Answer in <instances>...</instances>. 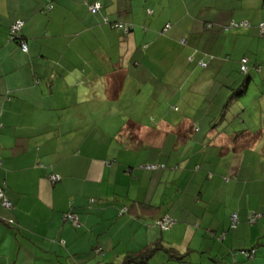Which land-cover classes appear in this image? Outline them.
<instances>
[{"label":"crops","instance_id":"1","mask_svg":"<svg viewBox=\"0 0 264 264\" xmlns=\"http://www.w3.org/2000/svg\"><path fill=\"white\" fill-rule=\"evenodd\" d=\"M255 14L264 22V0H0V187L11 204L0 199V264H123L157 243L146 264H264V174L251 156L264 153V89L257 113L236 118L242 129L227 128L228 104L217 130L219 116L200 114V92L225 69L216 59L254 43ZM18 21L27 53L9 40ZM235 22L250 26L232 35ZM160 97L186 107L182 123L149 127ZM181 127L195 139L186 159L164 141ZM133 203L149 207L129 212ZM69 211L80 228L63 220Z\"/></svg>","mask_w":264,"mask_h":264},{"label":"rangeland","instance_id":"2","mask_svg":"<svg viewBox=\"0 0 264 264\" xmlns=\"http://www.w3.org/2000/svg\"><path fill=\"white\" fill-rule=\"evenodd\" d=\"M260 16L261 15L256 16V14L254 16L255 17L254 25L258 23L257 29L259 25L261 24ZM257 29L255 30V34L252 36L255 39L254 43L245 42V41H239L235 45L233 43L230 52L226 53L223 58L216 59V63L218 67L223 66L225 69L221 73H219L220 71L218 72L216 71L215 79L210 83V88L206 89L204 92H200V96H203L205 99V103L202 106V111L200 114H202L206 110L209 113L207 118H209L210 120H212L213 118H217V116L220 117V119H218L216 122L213 123L214 130H217V128H221V125L223 124V122L221 121L224 115L223 114L224 105L226 106L228 104V107L224 109V110H227L225 112H227V115L229 116V121H228L229 126H227V128H231L234 126L236 129H242L243 126H248L249 123H246V125H242L238 122L239 119H236V118H238L240 113H244L246 115L253 114L254 116L258 111V107H256V97L255 96L257 92H259V90L264 89V85L262 86V83H264V69H262L264 67V38L259 35V31ZM241 31L243 30L240 28L238 30L237 28H233L231 30V34L240 36ZM257 39L261 41V44L259 46L257 44L258 42ZM233 40H236V38H233ZM244 56L248 58L249 61H251L250 64L248 65V68H249V74L252 80H251V85H249L250 89H248L247 93L241 97V99L244 100V102H241L239 98L237 97H235L236 99L233 98V95L240 93V86L242 85L243 81L246 78V75L241 73V70H240V60ZM196 65L197 63L195 62L193 66L195 67ZM258 66L261 67L260 72L256 71V67ZM188 90L189 88L186 87L185 91H188ZM163 100L164 98L160 97L158 104L152 103L150 104V106H148L147 114L152 113V116H148V119H149L148 124L150 128L156 129L158 126L159 120L160 118H162V116H168L167 120H171V119L175 120L176 118L177 120L170 121L173 124L179 125L180 123L183 122L180 120L179 117H180L182 110H184V108L186 109V107L184 105L182 107L178 103H173L172 105H168V108H167L165 103H163ZM221 101H223L224 103L226 102V103L224 104ZM201 105H202V102H201ZM246 106H249V108L252 109L250 113L247 110L245 111L244 108ZM204 116L205 115H200V117H204ZM233 117H235V119ZM207 124L208 123H206V126ZM255 124H258V123H255ZM204 125L205 123L202 124V128H204ZM186 130L187 128L181 127L179 128V133H177V136L175 134L168 135L164 140V141H167L168 147L173 146V147L179 148L178 152H176L177 153L176 155L177 157H183V159H186L187 157H190L194 154L193 146L195 143V139L193 138V136L188 137L187 136L188 131ZM159 131H162L160 127H159ZM210 131L211 129L209 126L208 132ZM202 134L196 139L198 143L204 140V138H201ZM186 139L188 143H186ZM208 140L210 139L208 138ZM207 156L212 157V156H215V154H211V153L201 154V155L198 154V155H194V158L201 159ZM227 156L228 155L224 157L223 156L219 157L220 159L218 158V160L221 162L216 160L215 161L217 163L216 165L220 164L221 165L220 167H224L225 163L233 162V158L235 157L234 154H230L228 157ZM251 156L252 158L254 157V159H252L253 167H255L256 164H259L257 166V170L253 171V174L256 172L258 173V175L260 174L263 175L264 174V153L252 154ZM248 157H250V155H248ZM215 170L217 171L218 174H220L221 170L219 169V166L214 167V170L212 172H215ZM196 189L194 191V194L197 191ZM210 189H211L210 192H213L214 194L219 193L215 182H213V185L210 187ZM201 190L207 192L208 187L206 186L204 187V189H202V187H199L197 192L199 193ZM206 220L208 223L212 220L216 221V219H213L211 217H209ZM207 222H206V225H207ZM248 227H258V225L257 224H255V226L249 225Z\"/></svg>","mask_w":264,"mask_h":264},{"label":"built area","instance_id":"3","mask_svg":"<svg viewBox=\"0 0 264 264\" xmlns=\"http://www.w3.org/2000/svg\"><path fill=\"white\" fill-rule=\"evenodd\" d=\"M103 8V5L100 4V3H94L93 5L90 6L89 10L91 12V14L93 15H96V14H99L101 12ZM49 9H52V7L50 6ZM23 25H24V22L23 21H18L17 23H15L11 29H10V32H9V39L11 41H15L16 39H20V34H21V31H22V28H23ZM113 27L116 28V29H120V30H123L125 31L126 33L129 32L130 28L128 25H125L121 22H117L115 24H113ZM261 32L263 33L264 32V24L261 25ZM21 48H22V51L24 53H27L28 52V46L26 43L22 42L21 43ZM247 60L246 59H243L242 60V70L244 73H246L248 70H247ZM155 167H149V169H153ZM50 180L51 182L55 183L59 180V177L58 176H55V175H52L50 176ZM0 199L3 201V205L7 208H10L11 207V204L7 201L6 199V196L5 194L3 193V191L0 189ZM259 219V216L256 215V214H252L249 216V223L250 224H255ZM64 221L66 222H69L72 224V226L74 228H79L80 227V222H79V219L76 215H73V214H66L64 216ZM231 221H232V227L233 228H236V225L238 223V218H237V215H233L232 218H231ZM157 226H159L162 230L164 231H167L169 229H171L174 225H175V220L169 216L159 220L156 222ZM254 250H252L250 252V256L251 254H254ZM244 254H246L245 252H243ZM247 256H249V254H247Z\"/></svg>","mask_w":264,"mask_h":264},{"label":"trees","instance_id":"4","mask_svg":"<svg viewBox=\"0 0 264 264\" xmlns=\"http://www.w3.org/2000/svg\"><path fill=\"white\" fill-rule=\"evenodd\" d=\"M117 23V22H116ZM114 24H115V22H114ZM123 24H125V25H127L126 23H123ZM238 24V25H237ZM262 24H264V23H261L260 25H259V27H258V31H259V35L261 36V37H263L264 38V32L262 33L261 32V25ZM129 26V25H128ZM240 24L239 23H232L231 24V27L230 28H233V27H235V28H237V29H239L240 27H249L250 25L248 24V25H246L245 23H243L240 27ZM10 40V39H9ZM11 41V40H10ZM15 41H17V42H19L20 44L22 43V35L20 34V39H16ZM24 42V41H23ZM22 49V48H21ZM243 59H246L248 62H247V65H246V67H247V72L246 73H244L243 72V70H242V66H243V64H242V60ZM248 65H249V59L248 58H246V57H243L241 60H240V70H241V73H243V74H245L246 75V78H245V80L243 81V83H242V85L240 86V93H238V94H235V95H233V98H235V97H237V98H241L242 96H244L246 93H247V91H248V89H249V85H251V80H252V78H251V76H250V74H249V68H248ZM262 69H264V67L262 68ZM256 71L257 72H260L261 71V67H256ZM231 99V98H230ZM236 99V98H235ZM149 167H156V166H154V165H148V166H144V169L145 170H150L149 169ZM152 170V169H151ZM54 175V174H53ZM59 181V180H58ZM57 181V182H58ZM57 182H55V183H57ZM54 183V184H55ZM0 189L3 191V188L2 187H0ZM3 193H4V191H3ZM5 194V193H4ZM93 202V201H92ZM149 206H145V205H143V204H141V203H133L131 206H130V208L128 209V211L129 212H133V211H136V210H138V209H144V208H148ZM73 214V215H76L77 217H78V219H79V216H78V214H76L75 212H72V211H69V212H67V213H65L64 214V216L66 215V214ZM64 220V219H63ZM79 222H80V219H79ZM67 223H69V222H67ZM12 224V223H11ZM71 226H72V224L71 223H69ZM73 227V226H72ZM80 227H81V222H80ZM79 227V228H80ZM74 228V227H73ZM75 229H78V228H75ZM232 229H234L233 227H232ZM63 246H65L64 245V243L62 244ZM163 249L164 247L161 245V244H159V243H157V244H154L151 248H149V249H145L144 251H140L139 253H134V254H129L126 258H125V260H124V262H123V264H146V262H147V260L148 259H150L151 258V256L156 252V251H158L159 249ZM168 250V252H169V255L170 256H172L174 259H177V260H183V259H185V257L186 256H182V255H177V253H176V251L174 250V249H167ZM97 252H102V250L101 249H97ZM250 252V251H249Z\"/></svg>","mask_w":264,"mask_h":264}]
</instances>
